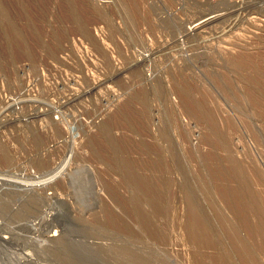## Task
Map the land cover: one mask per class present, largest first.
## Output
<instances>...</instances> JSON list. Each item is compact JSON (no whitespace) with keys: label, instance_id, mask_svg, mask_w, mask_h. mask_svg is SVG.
I'll return each instance as SVG.
<instances>
[{"label":"rangeland","instance_id":"obj_1","mask_svg":"<svg viewBox=\"0 0 264 264\" xmlns=\"http://www.w3.org/2000/svg\"><path fill=\"white\" fill-rule=\"evenodd\" d=\"M263 6L0 0V264H263Z\"/></svg>","mask_w":264,"mask_h":264},{"label":"bare ground","instance_id":"obj_2","mask_svg":"<svg viewBox=\"0 0 264 264\" xmlns=\"http://www.w3.org/2000/svg\"><path fill=\"white\" fill-rule=\"evenodd\" d=\"M262 4H263V2H262ZM262 6V5H261ZM264 7V6H263ZM232 11V10H231ZM236 11V10H235ZM230 12V11H229ZM227 13V12H226ZM232 14V13H231ZM225 15V14H224ZM206 17H204V18H202V19H197V20H195L194 22H192L190 25H189V27H188V29H187V31L185 32L186 33V35H193L194 33H196V31H198V30H201V29H205L206 27H207V25H209V24H211V23H213L214 21H216L217 19H219V18H221V17H223V14H220V13H217V14H207V15H205ZM234 18V17H233ZM203 32V31H202ZM182 36V35H181ZM191 100H193V99H191ZM196 104V103H195ZM2 123V122H1ZM116 157V156H115ZM243 195V194H242ZM244 201V200H243ZM250 203V202H249ZM138 206V205H137ZM140 207V206H139ZM251 207V206H250ZM140 209V208H139ZM142 209V208H141ZM258 210V209H257ZM138 211V210H137ZM136 211V212H137ZM144 212V211H143ZM143 218V217H142ZM149 220V219H148ZM137 221H138V219H137ZM137 221H136V223H137ZM196 221V220H195ZM140 222V221H139ZM204 223H205V221H204ZM201 224L200 225V229L201 228H203V230L204 231H207V229H206V223L205 224ZM259 225V224H258ZM262 225V224H261ZM264 225V224H263ZM136 226V225H135ZM137 226H139V225H137ZM143 226V225H142ZM141 226V227H142ZM133 227V226H132ZM140 227V226H139ZM191 227V226H190ZM195 227V226H194ZM205 228V229H204ZM254 228H255V226H254ZM260 228V227H259ZM262 228V227H261ZM200 229H196V231H195V229L193 230V231H191V233H194V235L195 236H197L199 233H201L202 234V232H204L203 230H202V232H200L201 230ZM190 230V229H189ZM197 230H200L199 231V233L197 232ZM257 230V229H256ZM152 231V230H151ZM261 231V230H260ZM149 232V231H148ZM205 234V232L203 233V235ZM192 235V234H191ZM193 235V236H194ZM200 235V234H199ZM205 235H207V234H205ZM198 237V236H197ZM200 237V236H199ZM203 237V236H202ZM201 237V238H202ZM49 238V237H48ZM192 238V237H191ZM195 238V237H194ZM205 238V237H204ZM53 239V238H52ZM208 239H210V238H208ZM232 239V238H231ZM54 240V239H53ZM195 240V239H194ZM234 240V239H233ZM238 240H240V239H238ZM206 241H207V239H206ZM219 241H221V240H219ZM242 241V240H241ZM243 242V241H242ZM241 242V243H242ZM197 243V242H196ZM209 243V242H208ZM220 243V242H219ZM237 243H239L238 241H237ZM236 243V244H237ZM248 243V242H247ZM204 244V243H203ZM207 244V243H206ZM229 244V243H228ZM239 245H240V243H239ZM213 246V245H212ZM227 246V245H226ZM234 246V245H233ZM249 246V245H248ZM229 247H232V246H229ZM235 247H236V245H235ZM240 247V246H239ZM241 248H243V249H247L246 248V246L244 245V243L242 244V246H241ZM220 249V248H219ZM230 250V249H229ZM237 250V249H236ZM245 251V250H244ZM250 251V250H249ZM243 252V251H242ZM246 252V251H245ZM244 252V253H245ZM243 253V254H244ZM247 254H249L250 255V253L249 252H246ZM239 254V253H238ZM244 255H246V254H244ZM231 256V255H230ZM237 256V255H236ZM242 258V257H241ZM29 259V258H28ZM243 261H244V259H243ZM262 261V260H261ZM228 262H229V260H228ZM257 262V261H256ZM218 263V262H217ZM31 264H32V262H31ZM264 264V263H263Z\"/></svg>","mask_w":264,"mask_h":264}]
</instances>
